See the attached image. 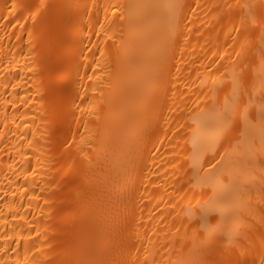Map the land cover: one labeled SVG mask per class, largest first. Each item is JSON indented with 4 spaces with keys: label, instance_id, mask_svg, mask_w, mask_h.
I'll use <instances>...</instances> for the list:
<instances>
[{
    "label": "bare ground",
    "instance_id": "obj_1",
    "mask_svg": "<svg viewBox=\"0 0 264 264\" xmlns=\"http://www.w3.org/2000/svg\"><path fill=\"white\" fill-rule=\"evenodd\" d=\"M0 264H264V0H0Z\"/></svg>",
    "mask_w": 264,
    "mask_h": 264
},
{
    "label": "rangeland",
    "instance_id": "obj_2",
    "mask_svg": "<svg viewBox=\"0 0 264 264\" xmlns=\"http://www.w3.org/2000/svg\"><path fill=\"white\" fill-rule=\"evenodd\" d=\"M72 1L74 2V1H77V0H72ZM221 29H222V31H231L230 26H227V25L222 26ZM220 253H221V251H220Z\"/></svg>",
    "mask_w": 264,
    "mask_h": 264
}]
</instances>
